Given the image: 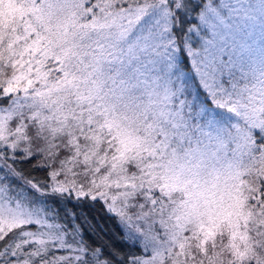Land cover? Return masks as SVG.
<instances>
[{
  "label": "snow or ice",
  "instance_id": "1",
  "mask_svg": "<svg viewBox=\"0 0 264 264\" xmlns=\"http://www.w3.org/2000/svg\"><path fill=\"white\" fill-rule=\"evenodd\" d=\"M77 2L87 21L99 15L111 22L81 41L83 62L99 67L94 79L102 83L103 98L131 112L154 107L161 92L170 100L155 136L158 154L195 157L216 139L241 156H258L260 163L244 177L248 211L256 219L252 243L241 248L223 237L210 241L170 223L173 201L144 178L148 161L128 162L126 184L111 196L75 179L70 187V175L83 174L93 184L88 173L95 169L82 157L93 148L94 125L54 133L32 116L26 98L2 95L0 86V264H224L225 256L229 264H264V112L258 124L251 114L241 120L247 108L235 77L242 52L209 30L198 50L189 47L192 25L211 23V16L205 21L209 0ZM238 120L243 128L233 129Z\"/></svg>",
  "mask_w": 264,
  "mask_h": 264
},
{
  "label": "rangeland",
  "instance_id": "2",
  "mask_svg": "<svg viewBox=\"0 0 264 264\" xmlns=\"http://www.w3.org/2000/svg\"><path fill=\"white\" fill-rule=\"evenodd\" d=\"M16 1L8 0L7 6L10 4L11 7H18ZM27 1H31L30 7H33V9H29L32 17L23 18L18 27L29 25L32 28L30 32L36 31L33 32L34 38L30 39L29 45H33L35 39H38L39 29H45L48 26L47 28H51L48 32L49 35L47 34L43 39H39L45 45L47 55L51 56L62 52L61 48L68 55L62 52L63 59L60 63V68L65 67V70L62 68L61 77L67 71L70 80L75 84H78L83 79L87 82L85 86L89 85V88L93 86L92 89H95L94 80L97 79H94V77H97L99 67L93 66L94 70H92L88 63L83 62L81 41L86 40L94 31H101L99 30V23L103 24L104 19L96 17L93 18V21L83 20L85 14L80 11L83 4L78 3L77 0H37V2H34V0H23L21 2L22 5ZM256 3V0H247L241 6L238 4L234 9V11H240L235 24L229 20V25H226V21L214 18L210 32L215 31L219 34V36L213 37V39L219 41L222 36L225 38L224 43L226 46L235 47L243 53L239 63H244L245 59H248L245 65L246 70L247 67L249 68V76L240 88H249L243 91V94L239 92L240 97L251 102L255 100L260 104H264V23L262 22L264 19V0H261L262 4ZM0 7H6L1 0ZM213 14L212 11H208L205 16H207V19H209V16L211 18L217 17L213 16ZM104 24L106 25L108 22ZM39 33L44 35L43 32ZM36 51L33 63L41 71L42 54L38 48ZM70 52L74 54L73 58L70 56ZM73 66H79V71H73ZM47 73L39 72L40 77L38 76L37 80L33 81L32 94L36 98V101L39 99V101H42L44 98L43 89L45 87H51L52 89L56 87L55 82L49 80ZM55 75L57 76V74ZM96 85L102 86V83L98 81ZM103 93L105 95L104 91ZM165 97L166 93L161 92L160 99L153 101L154 107L145 105L142 110L138 111L140 121L143 117L148 118L149 112L157 116L156 120L158 117L164 119L166 114L162 111L165 110L168 113L164 105L169 103H161L158 108L156 102H163V100L167 102ZM102 104L103 106L111 105L116 111L122 110L119 105L113 106L114 103L104 98L102 99ZM159 111L162 116L158 115ZM107 114H109V109ZM119 118L109 122H105L104 118V122L102 123L103 129L95 130L90 137H99L102 140L99 133L109 135L110 132H113L114 138L117 135V139L121 143L129 141L131 142L130 146L133 145L137 149L156 147L154 136L156 125L142 127L139 124V127H137L132 117L128 120H122L127 122L125 125L124 122L119 121L121 120ZM236 123L237 121H234L232 126H238ZM134 134L136 138L133 137ZM137 134H140L141 137H137ZM112 137L111 139H114ZM133 138L134 140H132ZM107 142L109 143V140ZM218 145L220 144L218 143ZM225 148H227V145L223 143L220 145L218 153L216 150L212 152V150L207 149V156H204L203 152L202 155L195 157H187L184 154L169 152L164 155L165 157H162L164 160L159 161L160 163L145 164L149 165L152 170V172H149L151 176L148 181L155 180L152 176H156L161 181V185H164V194L169 196V198L176 197L173 191H177V193L184 195L185 203H187V200L190 201V204H188L190 207L189 212L184 215L185 220H183V217L181 220V213L183 214L184 211H180L182 210L180 207H183L180 206L174 210L176 215L173 216L170 223L178 224L179 221H182L183 226L188 228L193 226L192 229L201 233L205 238V234L211 236L224 235L225 244L238 245L244 248V238L248 237V234L251 235V230L253 229L251 222L253 216L248 211V205L244 206L243 204V195L235 190L236 186H239L241 182L239 178L238 180L236 179L237 176L239 177L241 170L240 163L237 162L244 161V156L247 157L249 154L241 156L239 152L233 151L232 158V156L228 157L226 155L227 150ZM92 153L95 154V152ZM166 157L171 158L172 161H167ZM194 158L198 159L199 162H193ZM205 159H212V161L207 160L206 162ZM93 165L95 169L92 172L93 174H107L113 178L111 182L112 188L106 192L109 196L112 195L117 187H123L126 184L125 178L127 173L123 171L125 166L119 169L121 164L117 165L115 163L113 165L107 159L102 160V163H94ZM153 166L154 168H161V171H153ZM103 181L101 183H106L104 179ZM247 186L243 185V182L241 183L244 194L247 192L245 190ZM203 217H207V224H202ZM243 222H246L247 228L243 225ZM248 225L250 227L249 231ZM186 227H183V229ZM179 229H177V234H179ZM219 239H221V236Z\"/></svg>",
  "mask_w": 264,
  "mask_h": 264
},
{
  "label": "trees",
  "instance_id": "3",
  "mask_svg": "<svg viewBox=\"0 0 264 264\" xmlns=\"http://www.w3.org/2000/svg\"><path fill=\"white\" fill-rule=\"evenodd\" d=\"M23 0H17L16 4L18 7H11L9 4L7 6L8 0H1V2L4 3V6L6 7H0V86L4 87V92L2 95L8 96L11 95L13 98L20 97L21 99L26 98V102L29 104V107L33 109L32 116L40 123L47 125L54 133L57 134H63L65 132H75L76 126H87V125H94V129L91 133H89V136L94 133L97 129H103L102 123L113 121L117 118L121 117L119 121L128 120L130 117H132L133 122L137 124V127H139V124H141L142 127L146 126H152L156 125V130L158 132L159 128L161 127V124L163 121H166L168 119V113L163 110L162 112H165L166 116L164 119H161V117H158L156 120L155 115L153 113L148 114V118H144L140 121L138 112H131V111H124L122 109L121 111H116L111 105H105L102 104V99L104 96L103 91L105 92L103 86H98L97 80L95 81V89H92L93 86L89 85L85 86L87 82L85 80H81L78 82V84H75L73 81L70 80L69 74L66 71V74L64 76H60L59 78L55 75L57 74V71L61 72L63 69L65 70V67L60 68V63L62 62L63 56L62 52L67 55L66 51H63V48L60 50L62 52H58L56 54H53L51 56L47 55V49L45 45L39 40L43 39L45 35L48 34L49 30L51 28L45 27V29L40 28L38 31L37 38L33 42V45H29L30 39L34 38L33 32L31 31V27L29 25L19 26L20 22H22L23 18L32 17V13L29 9H33V7H30L31 1H27L24 5H22ZM247 0H222L221 3L217 4L216 0H209V9L208 11H212L214 14L211 18V23L207 22H201L197 20L196 24L192 25V28L195 29V34L191 35L190 41H189V47L192 49V51H196L199 49V47L207 40H209V35H205V30H209L212 27V21L214 18H220L227 22L226 25H229V20L233 21L235 24L237 17L239 15L240 11H234V9L237 7L238 4L241 6L244 4ZM256 4H262L261 0H256ZM258 1H260L258 3ZM34 2H37V0H34ZM249 8V7H246ZM79 11V9H78ZM81 13L83 12V6L80 8ZM207 12L205 13V15ZM193 18H196L199 16V13H191ZM96 17H100L95 16ZM83 20H86L85 16H83ZM207 16H205V21H207ZM110 21H106L104 19V23ZM264 23V19L262 21ZM68 23V21H66ZM99 23V30H106L105 24ZM39 32H43L44 35ZM61 32V31H60ZM99 32V31H98ZM60 34V33H59ZM49 35V34H48ZM58 37V36H56ZM199 39V43L197 42V39ZM192 45H196L195 48L192 47ZM37 48L39 51H41V60H43L41 66V71L38 70L37 66L34 65L33 59L36 56V50ZM254 48V47H249ZM83 52V49H81ZM70 56L73 58V55L71 52L69 53ZM68 56V55H67ZM31 58V59H28ZM244 63H238L236 66V82H237V90L241 94H243L245 90H247L249 87H242L243 82L248 78L249 74V68L246 65L248 59H245ZM243 64V65H242ZM242 65V66H240ZM24 66V67H23ZM92 70L93 66L90 67ZM55 69L56 71H53ZM246 70V71H245ZM49 71V72H48ZM39 72H48L49 80L54 81L56 87L52 89L51 87H45L43 89V99L42 101H36V98L32 94V87H33V81H36L39 75ZM254 89V88H253ZM52 100V101H49ZM240 100L242 101V107L247 108V113L241 114V120L243 119L244 115L250 113V118L254 117L253 123L258 124L261 120V112H264V104H260L257 101L253 100L248 101L242 97H240ZM170 103V100L167 99L163 100V102H156L158 108L159 104L161 103ZM117 105V104H113ZM152 107V106H150ZM109 109V114H107ZM250 110V112H249ZM259 111V112H257ZM122 112V113H121ZM25 114H28V110L25 109ZM158 115L162 116L160 111L158 112ZM15 119V117H13ZM156 120V121H155ZM234 122V121H233ZM231 122V123H233ZM127 122H124L126 125ZM238 126L233 125V129H242L243 123H241L239 120L236 123ZM136 127V126H135ZM10 128V126H9ZM154 130V136H156L157 132ZM231 131V130H229ZM140 133V132H139ZM7 134V130L5 131V135ZM101 136V139L99 137H90L91 141L93 142V148L91 150L90 155L87 157H82V162H86L91 168H93L94 163H102V160L107 159L109 163H113V165L116 163L117 165H120L119 169L123 166L127 167L128 162L130 161H148L147 164H154V163H160L159 161H163L164 159L162 157H165L164 155H160L156 151V147L154 148H142L137 149L133 145L130 146L129 141L121 143L120 140H118L117 135H113V132H110L109 135H106L104 133H99ZM142 134V133H141ZM144 136V134H142ZM232 135H236L235 132L232 133ZM113 136V137H112ZM114 138V139H111ZM135 137V134L133 135ZM137 137H141L140 134H137ZM136 138V137H135ZM109 140L110 143L107 141ZM123 140V139H122ZM134 140V138L132 139ZM73 142H75V139H73ZM213 145V148L218 151L220 150L221 141L213 139L209 141ZM218 143L220 145H218ZM227 145V141L225 140L223 142ZM100 147H99V146ZM111 147L112 151H108V149ZM213 148H208L209 150H213ZM226 155L228 157L232 156L233 149L229 148L227 145V148H225ZM92 152H95L92 153ZM204 156L208 155L207 149L203 151ZM178 153V152H177ZM181 154V153H180ZM152 158L149 160V158ZM159 157V158H158ZM188 157V156H187ZM167 158V161H172L171 158ZM233 158V156H232ZM212 161V159H205ZM193 162H199L198 159L194 158ZM127 163V164H124ZM240 163L241 170L239 177L237 176L236 179H240V185L236 186V190L238 193H241L243 195L242 201L244 206L248 205V196L249 193L246 192L243 193V190L241 188V183L243 182V185H248L247 181L244 179V177L247 175V173L252 170L256 165L260 163L258 156L256 158H251L250 155H247V157L244 156V161L237 162ZM221 165V164H219ZM146 169V173L144 178L149 179L150 174L149 172H152L149 165H144ZM154 168V166H153ZM131 170V169H130ZM153 171L160 172L161 168H154ZM126 174V173H125ZM127 175V174H126ZM89 179L93 181V184H89L88 181L84 179V175L81 174L76 177H72L71 175L68 177V184L71 187L72 181L75 179V182L77 185H79L81 182L84 183L85 189L89 187H93V190H95V187L98 186L101 190L108 192L110 191L112 177L109 175H103L100 173H88ZM152 181H149V185L152 187H161L162 190H165L163 187L164 185H161V181L156 178V176H152ZM103 179L106 181V183H101ZM104 182V181H103ZM246 182V183H245ZM248 187V186H247ZM176 194V197H172L173 204H174V215L176 208L180 207L184 211V213H181V220L184 215L189 212V205L190 201L187 200V203H185V197L182 194L177 193V191H173ZM183 197V199H181ZM204 218V219H203ZM202 218V224H207V217ZM245 221V220H244ZM252 227H254L256 223L255 217L251 218ZM179 228L186 227L183 226V222L179 221L178 224ZM243 225L246 226V222H243ZM190 228H193L190 227ZM188 229V227L184 228ZM250 230V227L248 225V231ZM206 239L212 241L215 239L216 241L220 240L219 237H224V235H206ZM245 240V247H250L252 243V237L250 234H248V237L244 238ZM230 257L225 256L224 257V263L229 264ZM248 259H251V253L248 257ZM245 264H248V260H245Z\"/></svg>",
  "mask_w": 264,
  "mask_h": 264
}]
</instances>
